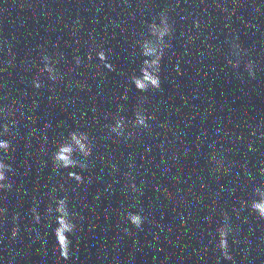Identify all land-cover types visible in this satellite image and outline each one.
<instances>
[{
	"label": "clouds",
	"instance_id": "obj_1",
	"mask_svg": "<svg viewBox=\"0 0 264 264\" xmlns=\"http://www.w3.org/2000/svg\"><path fill=\"white\" fill-rule=\"evenodd\" d=\"M146 78H147V79H151V77H146ZM152 83L155 84V83H156V80L153 79V80H152ZM138 86H139V87H143L144 85H143L142 83L138 82ZM61 158H64V157H61ZM65 160H66V158H65ZM66 163H67V160H66ZM135 222L138 223L139 221L136 220Z\"/></svg>",
	"mask_w": 264,
	"mask_h": 264
}]
</instances>
